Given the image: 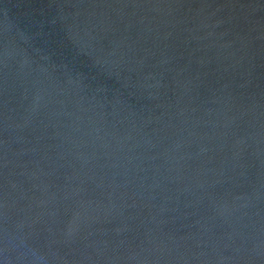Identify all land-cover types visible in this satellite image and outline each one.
<instances>
[{
	"label": "water",
	"instance_id": "water-1",
	"mask_svg": "<svg viewBox=\"0 0 264 264\" xmlns=\"http://www.w3.org/2000/svg\"><path fill=\"white\" fill-rule=\"evenodd\" d=\"M0 264H264V0H0Z\"/></svg>",
	"mask_w": 264,
	"mask_h": 264
}]
</instances>
